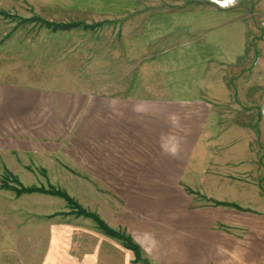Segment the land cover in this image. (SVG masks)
Returning a JSON list of instances; mask_svg holds the SVG:
<instances>
[{
  "label": "rangeland",
  "instance_id": "1",
  "mask_svg": "<svg viewBox=\"0 0 264 264\" xmlns=\"http://www.w3.org/2000/svg\"><path fill=\"white\" fill-rule=\"evenodd\" d=\"M218 2L225 1L0 0V10L8 13L0 16V85L30 83L93 95L98 102L120 108L142 105L150 114L154 105L161 106L180 132L182 122L185 132L197 121L212 126L217 119L225 132L235 126L241 128L239 136H246L245 129L256 137L255 150L242 155L247 171L241 175H226L227 154L215 149L194 151L185 160L180 147L188 138L181 135L174 142L168 138L177 154L161 151L164 169L159 175L160 144L158 139L152 141V127L150 145L145 140L130 143V149L119 145V160H110L103 152L96 155L102 167L81 157L75 166L49 162L44 169L37 168L38 175L18 172L20 184L65 192L112 229L139 241H161L164 257L177 235L196 230L203 245L199 253L205 257L200 264H213L215 251L239 246L246 247L255 263L264 258V0H232L226 7ZM34 16L51 22L102 23V27L94 32H51L37 24L19 26L18 18ZM22 150L29 152L30 147L0 143L2 155ZM176 159L183 179L180 186L166 187L170 190L153 186L176 184L172 176ZM208 165L215 181L201 191L190 180L198 179L196 174ZM15 207L17 226L20 220L23 231L34 219L52 213L70 220L75 244V231H100L92 220L71 215L59 197L23 195L15 198ZM187 214L193 215L192 229ZM142 256L146 258L143 250ZM163 260L156 258L158 263Z\"/></svg>",
  "mask_w": 264,
  "mask_h": 264
},
{
  "label": "crops",
  "instance_id": "2",
  "mask_svg": "<svg viewBox=\"0 0 264 264\" xmlns=\"http://www.w3.org/2000/svg\"><path fill=\"white\" fill-rule=\"evenodd\" d=\"M28 84L0 85V143L30 147L29 152L15 151L14 155L7 152L5 155L0 153V184L4 170L14 177L18 172L33 176L38 175L37 168L44 169L49 162H62L65 165L75 166L76 161L81 157L85 160L91 159L96 167H102L103 163L96 155L107 152L110 160L113 158L119 160V145L130 149V143L141 144L144 140L150 145L151 137L153 142L158 139L160 144L157 158L159 175L164 169H161L163 159L161 151L166 155L177 152L170 142L167 143L168 138L171 142L176 141L179 135L181 139L188 138L180 147L182 154L186 155L185 160L194 151L196 154L213 152L214 149L219 153L224 152L227 154L224 162L227 169L225 174L228 176L246 172L245 164L242 166L243 156L246 150L252 153L251 150L256 148V137L250 136L248 131L243 129V134L247 133L246 136H239L241 128L236 129L232 126V129L225 132L221 130L217 119L211 122L212 126L210 123L205 125V121H197L196 125L186 128L185 132L182 131L185 123L182 122L180 132L174 121L167 120L161 106L154 105L156 109L150 114L144 111L142 105L120 108L116 104L98 102L93 95ZM139 137L143 140L137 139ZM104 145L110 147H104ZM83 155L86 156L82 157ZM175 161L172 176L176 184L153 186H165V188L180 186L179 181L183 179L182 175H178V160ZM156 165L151 164L152 167ZM211 172L209 165L202 167L196 174L198 179L193 176L190 182L200 185L197 187L200 188L198 190L207 191L209 189L202 186L214 184L215 179L211 177ZM164 174L166 172L162 175ZM189 186L192 187L191 190H196L192 185ZM185 189L189 188L185 187ZM261 195V199L264 200V192ZM15 198H19L15 196V193L0 188V264H140L133 262V254L119 241L100 231L96 233H88L83 229L75 231L78 237L75 244L71 236L70 220L64 216L56 217L59 214H44L31 221L28 230L23 231L20 220L17 226ZM262 204L264 205L263 202ZM233 214L229 211V217H233ZM186 216L187 225L190 224L192 229L193 215ZM180 221L184 223V216H181ZM196 223H198L197 219ZM131 237L142 247L149 264H200L204 262L202 258L205 259L199 253L203 245L198 241L196 230L177 235L178 240L173 249L166 242L171 252L165 257L162 254L161 241L156 244L151 241V238L139 241L134 236ZM233 238L243 241L240 236H233ZM238 248L244 253L245 264L255 263L254 256L248 255L245 246ZM215 252L212 255L213 264H234L230 258L231 251ZM156 258L164 260L158 263ZM263 262L264 258H260L255 264Z\"/></svg>",
  "mask_w": 264,
  "mask_h": 264
},
{
  "label": "trees",
  "instance_id": "3",
  "mask_svg": "<svg viewBox=\"0 0 264 264\" xmlns=\"http://www.w3.org/2000/svg\"><path fill=\"white\" fill-rule=\"evenodd\" d=\"M0 16L6 17L8 16V13H6V11L4 10H0ZM18 19V23L20 24L19 26L24 24H37L39 27H44L51 32H69L73 30L94 32L97 28L102 27V23L88 24L84 21L51 22L38 16H34L32 18L27 19ZM0 188L3 190L12 191L13 193H15L16 197L30 194H41L61 198L70 208L71 215L75 217H84L92 220L96 224L97 228L104 235L119 241L125 249L129 250L133 254L134 263L149 264V262L145 258H143L140 246L131 238V236L124 234V232L112 229L105 222H103L96 214L85 211L72 197H70L65 192L57 190L55 188L47 189L41 186L25 187L20 184L16 177L12 176L7 170H4L3 175L1 177ZM187 191L190 194H194L191 190ZM214 204L218 206L232 207L237 210H241L234 204L223 202H215Z\"/></svg>",
  "mask_w": 264,
  "mask_h": 264
},
{
  "label": "clouds",
  "instance_id": "4",
  "mask_svg": "<svg viewBox=\"0 0 264 264\" xmlns=\"http://www.w3.org/2000/svg\"><path fill=\"white\" fill-rule=\"evenodd\" d=\"M170 154L175 156L177 153L172 152ZM223 251L227 252L229 250L223 249ZM243 256H244V253L241 249L235 248V249L231 250V257L230 258L234 261V264H245Z\"/></svg>",
  "mask_w": 264,
  "mask_h": 264
},
{
  "label": "built area",
  "instance_id": "5",
  "mask_svg": "<svg viewBox=\"0 0 264 264\" xmlns=\"http://www.w3.org/2000/svg\"><path fill=\"white\" fill-rule=\"evenodd\" d=\"M224 1H225V2H224L225 4H227V3H228V0H227V1H226V0H224Z\"/></svg>",
  "mask_w": 264,
  "mask_h": 264
},
{
  "label": "snow or ice",
  "instance_id": "6",
  "mask_svg": "<svg viewBox=\"0 0 264 264\" xmlns=\"http://www.w3.org/2000/svg\"><path fill=\"white\" fill-rule=\"evenodd\" d=\"M232 2V0H228V3H231Z\"/></svg>",
  "mask_w": 264,
  "mask_h": 264
}]
</instances>
